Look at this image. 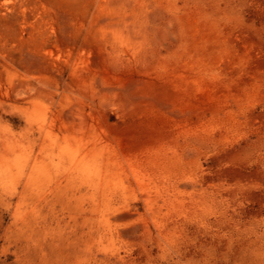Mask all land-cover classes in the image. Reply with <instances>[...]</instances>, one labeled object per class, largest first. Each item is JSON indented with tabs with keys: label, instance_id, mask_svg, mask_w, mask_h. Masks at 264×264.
<instances>
[{
	"label": "rangeland",
	"instance_id": "1",
	"mask_svg": "<svg viewBox=\"0 0 264 264\" xmlns=\"http://www.w3.org/2000/svg\"><path fill=\"white\" fill-rule=\"evenodd\" d=\"M0 264H264V0H0Z\"/></svg>",
	"mask_w": 264,
	"mask_h": 264
}]
</instances>
